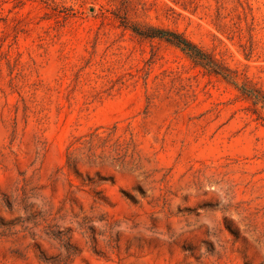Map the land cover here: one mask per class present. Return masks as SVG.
I'll return each mask as SVG.
<instances>
[{
    "label": "rangeland",
    "instance_id": "rangeland-1",
    "mask_svg": "<svg viewBox=\"0 0 264 264\" xmlns=\"http://www.w3.org/2000/svg\"><path fill=\"white\" fill-rule=\"evenodd\" d=\"M1 223L0 264H264V0H0Z\"/></svg>",
    "mask_w": 264,
    "mask_h": 264
},
{
    "label": "trees",
    "instance_id": "trees-1",
    "mask_svg": "<svg viewBox=\"0 0 264 264\" xmlns=\"http://www.w3.org/2000/svg\"><path fill=\"white\" fill-rule=\"evenodd\" d=\"M151 31H153L151 34H147L146 37L149 38H155V37H171L170 35H174V37H177L175 34H170L167 31H160V30H155V29H151ZM178 45H184V47L191 49L194 48V46H192L189 42H187L186 40H176ZM229 77V74H226ZM4 225V226H2ZM7 225V226H6ZM0 224V228L4 227V230L0 231V236L5 237V236H9L10 235V230L8 227V224ZM72 256V254H69V256H67L66 258L63 259H57V260H53V262H51L48 258H41V261H43L45 264H66V262L68 261V259Z\"/></svg>",
    "mask_w": 264,
    "mask_h": 264
}]
</instances>
